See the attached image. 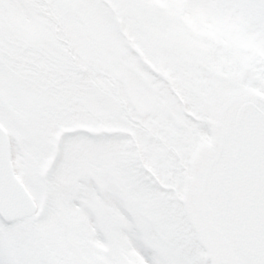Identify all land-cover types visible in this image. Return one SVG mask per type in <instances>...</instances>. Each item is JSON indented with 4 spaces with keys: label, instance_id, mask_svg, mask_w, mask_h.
I'll use <instances>...</instances> for the list:
<instances>
[{
    "label": "snow or ice",
    "instance_id": "1",
    "mask_svg": "<svg viewBox=\"0 0 264 264\" xmlns=\"http://www.w3.org/2000/svg\"><path fill=\"white\" fill-rule=\"evenodd\" d=\"M0 264H264V0H0Z\"/></svg>",
    "mask_w": 264,
    "mask_h": 264
},
{
    "label": "water",
    "instance_id": "2",
    "mask_svg": "<svg viewBox=\"0 0 264 264\" xmlns=\"http://www.w3.org/2000/svg\"><path fill=\"white\" fill-rule=\"evenodd\" d=\"M210 240V253L209 256L212 257V254H219L222 251V244L219 239L215 236L214 233H209Z\"/></svg>",
    "mask_w": 264,
    "mask_h": 264
},
{
    "label": "rangeland",
    "instance_id": "3",
    "mask_svg": "<svg viewBox=\"0 0 264 264\" xmlns=\"http://www.w3.org/2000/svg\"><path fill=\"white\" fill-rule=\"evenodd\" d=\"M67 226H68L69 228H74V226H75V222H74V221H69ZM71 239H72V240H76V236H75V233H74V232L72 233Z\"/></svg>",
    "mask_w": 264,
    "mask_h": 264
}]
</instances>
